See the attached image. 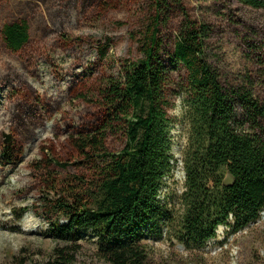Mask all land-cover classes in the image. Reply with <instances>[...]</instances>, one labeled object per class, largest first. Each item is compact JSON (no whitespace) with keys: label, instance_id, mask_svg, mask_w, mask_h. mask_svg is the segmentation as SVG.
Segmentation results:
<instances>
[{"label":"rangeland","instance_id":"rangeland-1","mask_svg":"<svg viewBox=\"0 0 264 264\" xmlns=\"http://www.w3.org/2000/svg\"><path fill=\"white\" fill-rule=\"evenodd\" d=\"M154 5V0H0V264H46L66 246L50 234L56 217L45 202L73 189L79 194V178L92 188V165L75 149L74 138L95 132L106 119L100 95L106 81L121 79L126 64L145 59ZM182 5L194 22L210 29L205 58L223 86H246L264 99L258 63L264 58V11L243 0H182ZM16 22L28 24L29 42L13 52L1 33ZM183 22L173 5L159 28L160 58L170 72L166 110L174 154L160 198L174 220L161 236L146 235L144 264H264V211L237 233L220 227L203 248L188 249L175 238L190 136L189 73L174 58ZM236 113L243 121L240 104ZM243 129L251 131L248 124ZM125 144L122 133L106 142L114 153ZM78 246V264H108L98 254L97 238L83 235Z\"/></svg>","mask_w":264,"mask_h":264},{"label":"trees","instance_id":"trees-1","mask_svg":"<svg viewBox=\"0 0 264 264\" xmlns=\"http://www.w3.org/2000/svg\"><path fill=\"white\" fill-rule=\"evenodd\" d=\"M243 3L264 11V0ZM154 4L157 16L143 47L145 59L126 64L121 79L106 81L100 92L106 119L95 132L74 138L75 149L92 165V188H85L79 178V194L73 189L66 197L57 194L45 202L44 209L56 217L50 234L66 242L46 264H78L83 235L98 239V254L108 264H144L146 235L161 236L174 220L160 198L164 180L174 168V154L173 126L166 110L170 72L160 58L158 38L161 18L170 15L173 5L184 16L174 58L189 73L190 125L183 154V215L175 238L188 249L203 248L217 238L220 227L237 233L257 222L264 211V99L246 86H223L205 58L210 29L189 17L182 0H154ZM1 34L13 52L29 42L26 22L6 24ZM258 63L264 82V58ZM237 104L243 121L236 119ZM246 124L251 131L243 129ZM119 133L126 144L122 151L110 152L106 142ZM228 173L236 180L230 188L223 185Z\"/></svg>","mask_w":264,"mask_h":264},{"label":"water","instance_id":"water-1","mask_svg":"<svg viewBox=\"0 0 264 264\" xmlns=\"http://www.w3.org/2000/svg\"><path fill=\"white\" fill-rule=\"evenodd\" d=\"M235 182H236V180L232 176V174L231 173H228L227 176H226V178H225V180H224L223 185L226 188H230V187L234 186Z\"/></svg>","mask_w":264,"mask_h":264}]
</instances>
